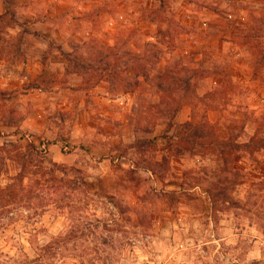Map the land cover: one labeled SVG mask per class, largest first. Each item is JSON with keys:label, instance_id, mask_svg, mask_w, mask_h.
<instances>
[{"label": "clouds", "instance_id": "obj_1", "mask_svg": "<svg viewBox=\"0 0 264 264\" xmlns=\"http://www.w3.org/2000/svg\"><path fill=\"white\" fill-rule=\"evenodd\" d=\"M0 264H264V0H0Z\"/></svg>", "mask_w": 264, "mask_h": 264}]
</instances>
